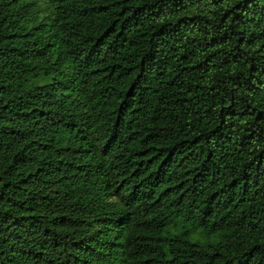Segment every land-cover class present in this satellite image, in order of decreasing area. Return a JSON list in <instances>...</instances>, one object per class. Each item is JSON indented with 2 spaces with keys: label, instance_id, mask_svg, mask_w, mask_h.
I'll list each match as a JSON object with an SVG mask.
<instances>
[{
  "label": "trees",
  "instance_id": "trees-1",
  "mask_svg": "<svg viewBox=\"0 0 264 264\" xmlns=\"http://www.w3.org/2000/svg\"><path fill=\"white\" fill-rule=\"evenodd\" d=\"M0 264H264V0H0Z\"/></svg>",
  "mask_w": 264,
  "mask_h": 264
}]
</instances>
